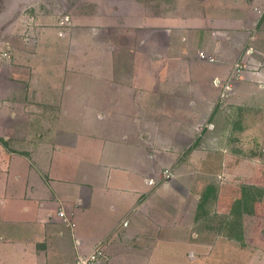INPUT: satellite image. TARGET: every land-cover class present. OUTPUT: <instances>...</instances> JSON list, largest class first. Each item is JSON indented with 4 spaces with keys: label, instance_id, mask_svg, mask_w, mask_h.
Returning a JSON list of instances; mask_svg holds the SVG:
<instances>
[{
    "label": "crops",
    "instance_id": "crops-1",
    "mask_svg": "<svg viewBox=\"0 0 264 264\" xmlns=\"http://www.w3.org/2000/svg\"><path fill=\"white\" fill-rule=\"evenodd\" d=\"M262 2L156 0L128 18L136 32L101 41L93 73L86 55L95 50L68 46L77 66L64 67L59 104L44 105L76 111L37 115L30 138L55 132L63 137L56 146L41 139L11 151L0 176V264H74L99 242L109 253L104 264H264L245 221L238 236L227 215L241 192L230 177L234 126L224 108L250 99L264 74L238 68L241 60L264 63ZM9 131L0 135L15 136ZM17 157L32 165L28 178L11 176ZM211 169L226 179L211 178Z\"/></svg>",
    "mask_w": 264,
    "mask_h": 264
},
{
    "label": "rangeland",
    "instance_id": "rangeland-1",
    "mask_svg": "<svg viewBox=\"0 0 264 264\" xmlns=\"http://www.w3.org/2000/svg\"><path fill=\"white\" fill-rule=\"evenodd\" d=\"M143 2L141 4L137 0H0V132L4 133L5 127H9L12 128L9 132L15 134L7 138L0 135V176L5 177L7 174L5 171L7 160L13 157L11 151H20L31 142L35 144L41 139L47 141L50 147L56 146L60 141L62 136L54 135L55 132L53 135L49 132L47 135L50 136L40 138H30V135L40 129L37 118L39 113H63L65 108L68 113L67 110L71 111L73 108L65 105H44L45 100L54 99L52 101L55 105L60 102L57 99L61 97L62 87L67 82L64 67L73 65L70 62L73 60L67 58L68 46L74 51L77 47L82 49L84 45L95 50L96 56L94 54L91 56L90 52L86 55L92 64L86 62V68L92 73L99 71L98 65L94 62L98 61L101 41L110 36L108 33L121 35L128 33L129 29L136 32L134 22L130 23L128 18L144 14L145 12L141 10L154 9L156 0ZM256 19L253 17V20ZM262 19L263 17L258 23L262 22ZM129 25L131 26L128 27ZM201 53L203 57L211 59L206 51L202 50ZM241 61L239 66L237 65L238 68L250 71L264 70V63H261L263 60L259 62L252 59L251 65ZM73 62L74 66H77L78 61ZM101 62L100 55V65ZM51 67L56 69L58 74L49 75ZM42 72L47 75L43 77ZM238 75L239 73L232 78L228 77L226 82L229 81L227 83L230 86L237 83ZM255 82L256 88L251 89L250 99L240 103H228L224 107L232 116L234 126L233 137L231 136L228 143L233 150L231 156L236 164L234 174L230 177L236 180L237 185L240 183L239 192L244 184L248 185L249 191V200L245 202V206L239 209L236 205L238 210L233 209L227 215L230 218L234 214L230 222H235V225H231V228L238 236L242 232L241 223L245 221L251 232L253 246L261 244L264 248V74L257 73ZM45 131L42 133L45 134ZM66 140L71 142L72 138L67 137ZM23 158L17 157L16 163L11 164L12 177L22 175L28 178V170L32 165ZM239 162L241 166L244 163L245 168L236 171ZM77 172L71 171L66 174L70 176ZM211 173L210 177L216 181L226 179L227 174H223V170L211 169ZM244 210L248 211L246 218L243 215ZM243 216L244 218H241ZM223 219V216L219 218L221 222ZM215 220H218V216ZM227 230L232 232L229 228ZM103 248L105 256L102 257L100 264L109 259V253L104 246Z\"/></svg>",
    "mask_w": 264,
    "mask_h": 264
},
{
    "label": "built area",
    "instance_id": "built-area-1",
    "mask_svg": "<svg viewBox=\"0 0 264 264\" xmlns=\"http://www.w3.org/2000/svg\"><path fill=\"white\" fill-rule=\"evenodd\" d=\"M203 53H201L202 55ZM211 59L213 60L214 57H211ZM164 175L167 177H170L172 175L171 170L170 169H166L164 171ZM59 214L64 218V220L68 223V224H74L67 216L65 210L60 209L59 210ZM104 248L101 244V242L97 243V245H95V247L89 252V253H85V254H79L75 261L74 264H100L102 262V257L105 256L104 253Z\"/></svg>",
    "mask_w": 264,
    "mask_h": 264
},
{
    "label": "trees",
    "instance_id": "trees-1",
    "mask_svg": "<svg viewBox=\"0 0 264 264\" xmlns=\"http://www.w3.org/2000/svg\"><path fill=\"white\" fill-rule=\"evenodd\" d=\"M248 185L244 184L242 187H241V195L240 197L236 198V200L234 201V205L232 207V209H234L235 211L238 210V207L240 209V207H244L245 206V202L249 200V193H248ZM236 205L238 206L236 208Z\"/></svg>",
    "mask_w": 264,
    "mask_h": 264
}]
</instances>
